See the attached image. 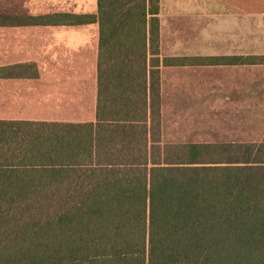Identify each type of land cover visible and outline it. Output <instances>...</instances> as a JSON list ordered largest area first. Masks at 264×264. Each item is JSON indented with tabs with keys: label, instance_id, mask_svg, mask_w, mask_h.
<instances>
[{
	"label": "trees",
	"instance_id": "obj_1",
	"mask_svg": "<svg viewBox=\"0 0 264 264\" xmlns=\"http://www.w3.org/2000/svg\"><path fill=\"white\" fill-rule=\"evenodd\" d=\"M158 15L0 8V29H98L94 120H0V264H264V143H163L159 77L264 56L161 58Z\"/></svg>",
	"mask_w": 264,
	"mask_h": 264
},
{
	"label": "crops",
	"instance_id": "obj_2",
	"mask_svg": "<svg viewBox=\"0 0 264 264\" xmlns=\"http://www.w3.org/2000/svg\"><path fill=\"white\" fill-rule=\"evenodd\" d=\"M95 10L96 0H92L91 10L75 13ZM158 17L161 58L264 56V0H159ZM85 29L91 30V42L84 41L82 59L72 66L43 60L41 66L45 47L41 32ZM22 36L37 41V47L16 49ZM97 41L96 24L0 29V120H94ZM19 63L27 66L12 67ZM31 64L36 66H28ZM59 73L62 75L54 77ZM159 75L163 143H210L194 134L196 128L211 123L221 127L222 138L215 140L219 143H264V65L161 66ZM58 77L69 86L65 100L49 101L42 111L37 110L47 102L46 92L60 82L54 80ZM167 120L171 125L180 124L188 138L164 142Z\"/></svg>",
	"mask_w": 264,
	"mask_h": 264
},
{
	"label": "rangeland",
	"instance_id": "obj_3",
	"mask_svg": "<svg viewBox=\"0 0 264 264\" xmlns=\"http://www.w3.org/2000/svg\"><path fill=\"white\" fill-rule=\"evenodd\" d=\"M5 3L6 0H0V8H3ZM12 5L29 10L33 14L46 11L50 8L86 12L91 10L92 0H12ZM39 35H41L45 41V47L41 53V66L45 64L43 60H55L57 63H63V66H72L76 61L83 58L82 54L84 53L81 51V48L86 47L84 41L88 39V42H91L89 40L91 30L87 29L44 31ZM31 39V37L22 36L17 44H15V48L18 50L34 49L35 46L37 47V41L34 42L31 41ZM38 42L40 43V40ZM58 75H62V73L56 74L54 77ZM54 80L55 82H60L55 85V88L52 87L54 89L52 92H46L47 97H45L44 101L47 102H43L42 105L40 104L37 110L42 111L43 108L48 105L49 101L53 102V100L58 99L65 100L64 96L69 92V86L66 85L64 78L61 79L58 77ZM213 119H216V117L213 116ZM168 121L169 120L165 123L164 142H178V140H186L185 138H188L180 124L171 125ZM195 133L197 134H194V138L198 140L210 139L212 141L210 143H219L215 140L222 138L221 127L218 123L206 124L203 128H196Z\"/></svg>",
	"mask_w": 264,
	"mask_h": 264
}]
</instances>
